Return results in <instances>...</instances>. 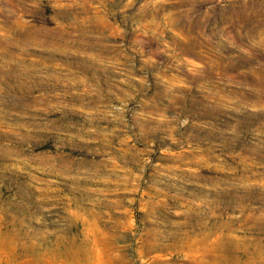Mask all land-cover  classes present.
<instances>
[{
  "label": "rangeland",
  "instance_id": "rangeland-1",
  "mask_svg": "<svg viewBox=\"0 0 264 264\" xmlns=\"http://www.w3.org/2000/svg\"><path fill=\"white\" fill-rule=\"evenodd\" d=\"M0 264H264V0H0Z\"/></svg>",
  "mask_w": 264,
  "mask_h": 264
}]
</instances>
